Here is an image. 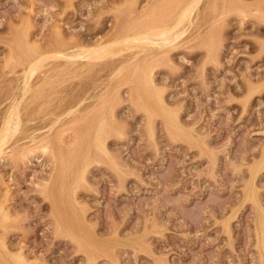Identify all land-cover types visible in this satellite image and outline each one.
Segmentation results:
<instances>
[{
    "label": "rangeland",
    "instance_id": "obj_1",
    "mask_svg": "<svg viewBox=\"0 0 264 264\" xmlns=\"http://www.w3.org/2000/svg\"><path fill=\"white\" fill-rule=\"evenodd\" d=\"M147 1L138 0L139 9ZM124 2L0 0V130L11 96L22 92L26 64L16 62V40L29 29L28 36L53 53L59 46L49 43L59 27L67 38L92 45L115 30L117 8ZM263 11L264 0L200 2L193 15L205 22L203 33L217 20L214 52L200 45L193 26L155 69L174 125L158 105L150 119L130 99L128 86H122L113 122L120 133L106 142L111 158L94 159L77 187L81 225L55 213L46 188L55 164L38 142L66 122L64 107L51 105L47 113L31 119V93L21 95L22 122L6 144L8 151L18 149L0 158V244L11 252H25V264H264ZM56 57L45 60L43 69L62 61ZM107 78L105 71L94 70L82 78L60 79L59 97L90 85L100 92ZM67 134L70 138L74 133ZM5 211L9 218L3 217ZM6 261L12 263L8 257Z\"/></svg>",
    "mask_w": 264,
    "mask_h": 264
},
{
    "label": "bare ground",
    "instance_id": "obj_2",
    "mask_svg": "<svg viewBox=\"0 0 264 264\" xmlns=\"http://www.w3.org/2000/svg\"><path fill=\"white\" fill-rule=\"evenodd\" d=\"M201 1L202 0H151L149 2L148 0L146 2L148 3V5L142 9H139V6H137L138 0H125V2L122 3V5L117 8L118 14L115 15L116 22L114 21L115 25H113L115 26V30H113L111 35L108 36L107 38L98 39L92 45H87L86 42L82 39L67 38V36L63 33V31L59 27L55 28L57 29L56 37H54V39L49 43L50 44L49 46L51 45L59 46V48L56 49L55 52L53 51V53L48 54L45 50H42L40 45L37 44L34 40H32L30 36H28L29 34L27 30L29 29L26 30V33H24L23 37H20L18 40H16L17 41L16 45L20 50V55H16L17 56L16 62L24 63L26 64V66L25 69L23 68L24 77L22 79L23 86H21L22 92L21 94L14 93L11 96V103L8 106L9 112L7 116L4 118L5 120L3 119L4 123L2 121L3 126L2 129L0 130V158L3 157L5 153H10L8 155H13V153L18 149L15 148V146H12L10 147L11 148L10 151H8L7 150L8 147L6 146V144L9 141L8 140L9 136L12 133L16 132V130L19 128L22 122L18 110L20 103L19 97L21 95H23L24 97L25 94L29 92L31 93L30 99L27 97L29 99V101L27 102V106L29 110L32 112L31 119H35V117H38V115L43 111L46 112V108L51 105H54L55 107L63 106L64 109L61 112H63L62 114H65L67 116L66 122L59 124V127L55 128L53 131L51 132L48 131L44 133L41 136L40 140L38 141L40 144L39 147L43 150V152L49 153V155H51V158L55 164L53 165L54 175L52 176L54 177H52L53 179L52 184L50 183L51 186L50 187L47 186L46 188L50 190L49 197L52 202L53 208L55 209V211H57L55 213H58L57 215H59L60 217L64 216L68 219L67 220L68 222H72L78 225H81L80 223L82 219L84 220V218H82V215L80 214L82 213L81 207L78 205L77 199L75 197L77 187L79 186L81 180L85 178L86 170L89 169V168L87 169V167L94 159H98L101 156H106L108 158H111V155L109 154L107 148L108 145L106 142H107V138L110 135H112L114 132L120 133V130L115 127L113 122H114L115 106L118 103V99L120 98V91L123 85L128 86L130 99L138 102V104H141L142 108H144L146 111L150 113L149 114L150 119L154 114L153 111L156 109L155 108L156 105H158L160 106V108H162L166 116V120H168L170 124L174 125L175 116H173L171 112L168 110L167 108L168 105H166L165 103L166 99L164 100L163 98L162 89L161 87H159L160 85L158 86L155 82V79L157 78V77L154 78V75H156L155 69L157 66H159L162 63L163 59L167 56V52L169 51V49L176 47L180 36L185 32H187L193 26L197 27L198 29V35L195 36V38L200 40L199 41L201 42L200 45H204L208 48L210 52L211 51L214 52L213 46L215 44V29L217 26L216 23L217 20L216 19L212 20L210 26L206 30L207 32L203 33L202 26L205 24V22L200 21L199 15H193L194 10L198 8ZM142 5L141 7H143ZM262 15L264 16V11ZM15 31L17 32L16 29ZM10 50H14V49H10ZM51 56L54 57L57 56L58 58H61L62 61L54 65L51 64L47 69L44 70L43 67L47 66L45 60L49 59V57ZM4 62H8V61H4ZM101 63L103 65L100 68L96 69V66ZM165 65L167 64L165 63ZM94 70L97 71L103 70L108 76L105 82L104 89H102L100 92H95L91 90L90 87L91 85L88 86L87 89H85L84 91L81 90L76 91L73 88L71 90L72 92L71 94H68L65 97H59V92L60 89L62 88V87L59 88L58 85L60 79L65 81L68 78H75V77L82 78L83 76H87L91 71ZM22 71L20 73H22ZM34 79H35V83L33 82ZM114 82H116L117 84L113 85L112 83ZM262 84L263 83L261 82V85ZM94 85L96 84H93V86ZM59 100H60V104H59ZM87 100H92V101L88 102ZM85 101H87L88 103H86ZM24 102L26 101L24 100ZM21 108L23 109V107ZM169 109H171L170 106ZM160 113H162V111ZM58 120L59 119L55 121L57 122ZM165 124L167 125L166 122ZM183 125L186 126L185 124ZM51 128L52 127H50V129ZM70 130L74 134L70 135L69 138V134L67 133ZM11 137H13V135H11ZM33 140L35 139L33 138ZM16 153L18 154V152ZM261 156L264 157L263 155ZM258 165L259 164L257 162V166ZM251 169L252 168H250V170ZM250 179L252 178L250 177ZM5 188L3 187V189ZM1 192L3 193V191ZM5 194L8 195V193ZM2 208L3 207L1 206V209ZM262 212H264V210ZM2 215L5 218H9V213L7 211L2 212ZM87 219L89 221V218ZM13 223L15 222L13 221ZM84 223L85 222L83 221V224ZM86 224H90V223H86ZM78 225H75V227H77ZM85 229H87V227ZM89 229L92 230V227ZM71 234H73V232ZM82 239L83 237H81V240ZM98 239L96 241L101 242V240ZM128 240H130V238ZM0 245L3 248V249L1 248L3 250V254L2 256L0 255V264H4L5 262H7L6 261L7 257L9 259H12L11 264H25L27 261H29L24 255L25 252L24 254L22 252L16 253L14 252V250L13 252H11L9 249H7L5 243H1ZM108 254L110 256V253ZM30 259L33 260L35 258L30 257Z\"/></svg>",
    "mask_w": 264,
    "mask_h": 264
}]
</instances>
